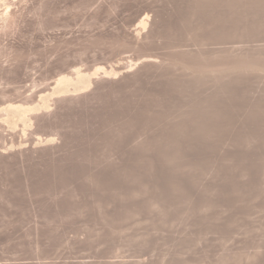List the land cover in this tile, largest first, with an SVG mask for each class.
<instances>
[{
    "label": "rangeland",
    "instance_id": "374dc122",
    "mask_svg": "<svg viewBox=\"0 0 264 264\" xmlns=\"http://www.w3.org/2000/svg\"><path fill=\"white\" fill-rule=\"evenodd\" d=\"M0 264H264V0H0Z\"/></svg>",
    "mask_w": 264,
    "mask_h": 264
},
{
    "label": "bare ground",
    "instance_id": "6f19581e",
    "mask_svg": "<svg viewBox=\"0 0 264 264\" xmlns=\"http://www.w3.org/2000/svg\"><path fill=\"white\" fill-rule=\"evenodd\" d=\"M206 1V0H205ZM198 2V1H197ZM201 2V1H200ZM200 2H199V5H200ZM213 2V1H212ZM210 3V2H209ZM197 4V3H196ZM198 5V4H197ZM205 5V4H204ZM200 8V7H199ZM201 9V8H200ZM231 12V11H230ZM231 14V13H230ZM236 14H237V12H236ZM232 15H233V13H232ZM239 17V16H238ZM241 20V19H240ZM146 21L147 20H145V21H143V23H146ZM242 22V21H241ZM232 23H234V22H232ZM235 25H236V23H234ZM238 25V24H237ZM250 28V27H249ZM252 28V27H251ZM253 29V28H252ZM257 29V28H256ZM254 30V29H253ZM247 31H250V30H247ZM251 32V31H250ZM252 33V32H251ZM252 35V34H251ZM246 36V35H245ZM244 38V37H243ZM107 73V72H106ZM110 73V72H109ZM91 83V79H90V76H88V75H83L80 79H79V87H81V86H83V87H85V86H88L89 84ZM86 88V87H85ZM81 89V88H80ZM67 91H69V90H67ZM198 108H200V106L198 107ZM205 108V107H204ZM202 109V108H201ZM197 111V110H196ZM201 111V110H200ZM203 111H205V110H203ZM202 111V112H203ZM212 111V110H211ZM214 111V110H213ZM191 112H193V111H191ZM198 112V111H197ZM196 112V113H197ZM201 112V113H202ZM199 113V112H198ZM208 113H210V112H208ZM191 114V113H190ZM206 114H207V112H206ZM205 113H204V115H206ZM212 114V113H211ZM191 115H193V114H191ZM202 115V114H201ZM207 116V115H206ZM209 116H210V114H209ZM197 117V116H196ZM202 118V117H201ZM204 118V117H203ZM206 118V117H205ZM199 119V118H198ZM197 119V120H198ZM211 119H212V117H211ZM210 120V119H209ZM204 121V120H203ZM183 122V121H182ZM195 122H196V120H195ZM203 123V122H202ZM211 123V122H210ZM182 124H184V123H182ZM204 124V123H203ZM208 124H209V122H208ZM213 124V123H212ZM180 125H181V123H180ZM200 125V124H199ZM204 126V125H203ZM180 127V126H179ZM184 127V126H183ZM207 127V126H206ZM178 128V127H177ZM209 128V127H208ZM175 129V128H174ZM179 129V128H178ZM177 129V130H178ZM202 129H204V127L202 128ZM201 129V130H202ZM184 130H185V128H184ZM200 130V131H201ZM204 130H207V129H204ZM204 130H203V132H204ZM179 131V130H178ZM178 131H176V132H178ZM183 132V131H182ZM202 132V131H201ZM202 132V133H203ZM186 133V132H185ZM198 134L200 133V132H197ZM181 135V134H180ZM183 135V134H182ZM186 135V134H185ZM169 136V135H168ZM170 137V136H169ZM173 137L171 136V139H172ZM175 138V137H174ZM177 138V137H176ZM178 139V138H177ZM184 139V138H183ZM182 140V139H181ZM168 141V140H167ZM172 141V140H171ZM174 141V140H173ZM184 141V140H183ZM169 142V141H168ZM182 142V141H181ZM180 141H179V143H181ZM173 143V142H172ZM178 143V142H177ZM183 143V142H182ZM163 144V143H162ZM169 144H171V143H169ZM171 145H173V144H171ZM177 145V144H176ZM182 145V144H181ZM168 146V145H167ZM174 147H175V144L173 145ZM177 146H179V145H177ZM176 146V147H177ZM165 147V146H164ZM179 147H181V146H179ZM179 147H177V148H179ZM172 148V147H171ZM174 149V148H173ZM168 150V149H167ZM170 150V149H169ZM162 151V150H161ZM173 151H171V153H172ZM179 152V151H178ZM170 153V154H171ZM174 153V152H173ZM177 153V152H176ZM179 153H181V152H179ZM182 153H183V151H182ZM175 154V153H174ZM178 154V153H177ZM167 155V154H166ZM169 155V154H168ZM180 155V154H179ZM176 156V155H175ZM178 156V155H177Z\"/></svg>",
    "mask_w": 264,
    "mask_h": 264
}]
</instances>
